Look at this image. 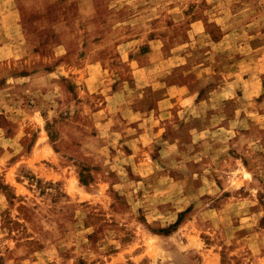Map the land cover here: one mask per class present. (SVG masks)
<instances>
[{
  "label": "rangeland",
  "instance_id": "rangeland-1",
  "mask_svg": "<svg viewBox=\"0 0 264 264\" xmlns=\"http://www.w3.org/2000/svg\"><path fill=\"white\" fill-rule=\"evenodd\" d=\"M0 264H264V0H0Z\"/></svg>",
  "mask_w": 264,
  "mask_h": 264
}]
</instances>
